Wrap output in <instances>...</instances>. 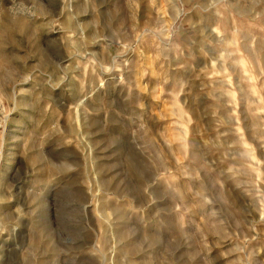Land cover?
Instances as JSON below:
<instances>
[{
	"label": "rangeland",
	"instance_id": "1",
	"mask_svg": "<svg viewBox=\"0 0 264 264\" xmlns=\"http://www.w3.org/2000/svg\"><path fill=\"white\" fill-rule=\"evenodd\" d=\"M0 264H264V0H0Z\"/></svg>",
	"mask_w": 264,
	"mask_h": 264
}]
</instances>
